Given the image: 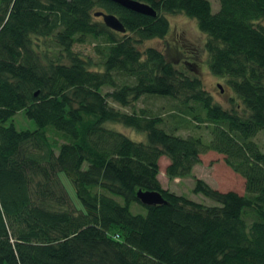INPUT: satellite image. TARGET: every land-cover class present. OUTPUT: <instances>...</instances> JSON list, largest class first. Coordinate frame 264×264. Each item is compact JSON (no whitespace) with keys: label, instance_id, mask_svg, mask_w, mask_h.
<instances>
[{"label":"trees","instance_id":"16d2710c","mask_svg":"<svg viewBox=\"0 0 264 264\" xmlns=\"http://www.w3.org/2000/svg\"><path fill=\"white\" fill-rule=\"evenodd\" d=\"M138 1L155 15L110 0H0V264H264V152L253 139L264 133V0H215V11L210 0ZM96 11L114 14L125 31L107 28ZM166 13L195 20L208 71L232 93L229 107L159 50L137 49L166 34ZM86 37L96 63L72 50ZM39 39L57 48L53 61ZM142 96L165 99L166 118L137 109ZM17 113L34 128L15 127ZM207 151L243 179L242 194L194 177L191 191L206 205L161 186V156L173 180ZM137 190L165 203L142 205ZM131 203L144 211L131 213Z\"/></svg>","mask_w":264,"mask_h":264},{"label":"rangeland","instance_id":"374dc122","mask_svg":"<svg viewBox=\"0 0 264 264\" xmlns=\"http://www.w3.org/2000/svg\"><path fill=\"white\" fill-rule=\"evenodd\" d=\"M210 2L211 11H215L217 9V2H215V0H210ZM165 16L168 22V30L166 34L163 37H153L143 40L137 45V49L142 50L146 47H153L159 50L165 56L166 60L172 63L174 68L190 75H196L201 80L203 88L211 94L215 102L222 107H229L230 104L228 99L231 97L232 93L221 78L212 75L208 71L207 55L204 50L205 35L197 28L195 20L182 13H166ZM38 42L45 47L44 50H49L47 52V56H49V60L53 61L57 48L54 47L47 39H39ZM94 43L95 41L86 37L83 43H75L72 50L82 57H90L92 61L96 63L98 59L92 52ZM217 84L220 85L221 90L218 89ZM107 90H109L107 87L102 89V91ZM108 103L120 110L129 111V106L121 107L111 99H108ZM166 104L165 99L154 97L147 99L142 96L135 103V107L137 109L144 108L153 114L159 113L163 115L162 117L165 119L166 115L163 113L167 111ZM12 122L17 128H34L33 121L26 118L22 113L15 114L12 117ZM165 123L164 125H166ZM108 126L124 133L134 141H144L145 139L144 133L136 132L133 129L121 124L109 123ZM188 132L197 133L198 130L184 129L183 131H180L179 134L186 135ZM53 138H55L59 143L62 141L57 137V135H53ZM201 138L204 142H206L209 139V134L204 132L201 134ZM253 139L258 144L259 148L264 152V133L259 131ZM199 157V162L193 166L191 172L187 176L168 180L164 175V168L167 164V159L166 157L161 156L158 161L159 173L157 175L161 186L164 189L177 194H182L193 201L206 205L213 204V202L203 197L201 194L193 193L191 191L194 177L202 179L214 189L220 191L233 190L238 194H242L243 179L224 164L221 154L213 151H207ZM59 178L70 199L76 205H79L74 196L70 180H68L62 172L59 173ZM115 199L121 203L119 197H115ZM129 211L131 213L143 212L144 209L138 203H131L129 205Z\"/></svg>","mask_w":264,"mask_h":264},{"label":"water","instance_id":"95a60500","mask_svg":"<svg viewBox=\"0 0 264 264\" xmlns=\"http://www.w3.org/2000/svg\"><path fill=\"white\" fill-rule=\"evenodd\" d=\"M121 7L131 10L133 12L154 16L155 11L149 7L147 4L138 1V0H110ZM93 16L100 17L101 22L110 30L115 32L123 33L125 31L122 23L120 20L112 13L103 12V11H96L93 12ZM219 90L221 87L217 84ZM136 199L145 206H154V205H161L165 203V200L162 198L161 194L157 191L151 190H137L135 193Z\"/></svg>","mask_w":264,"mask_h":264}]
</instances>
